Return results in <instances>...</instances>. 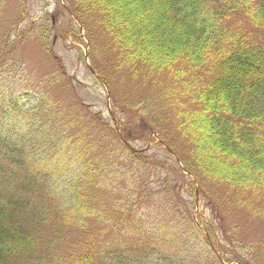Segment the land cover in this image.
<instances>
[{"label": "trees", "instance_id": "trees-1", "mask_svg": "<svg viewBox=\"0 0 264 264\" xmlns=\"http://www.w3.org/2000/svg\"><path fill=\"white\" fill-rule=\"evenodd\" d=\"M63 2L107 87L137 86L109 90L118 129L61 77L58 92H35L25 107L14 64L1 56L14 48L17 27L14 40L0 37V264H156L150 254L160 238L171 254L166 264H221L206 234L225 261L264 264V241L252 246L236 237L264 212V0ZM122 7L141 11V29ZM41 27L29 30L43 41ZM169 41L189 49L165 56ZM157 51L160 61L152 59ZM120 102L135 112L119 116ZM138 110L146 132L133 122ZM152 131L164 156L125 143ZM180 182L185 212L174 200ZM195 185L208 218L188 212Z\"/></svg>", "mask_w": 264, "mask_h": 264}, {"label": "rangeland", "instance_id": "rangeland-1", "mask_svg": "<svg viewBox=\"0 0 264 264\" xmlns=\"http://www.w3.org/2000/svg\"><path fill=\"white\" fill-rule=\"evenodd\" d=\"M125 1H127V3L129 1L132 7V4L135 1H138L137 3L141 1V4H143L147 0ZM57 2L58 0H0V31H2V33L5 34L9 30V28H11V23L14 25L18 23L16 20V16L19 10H21L23 14V20L18 24V27H20L19 32L17 33L18 37L21 35V32L26 31V29L32 26L30 24L31 21L34 20V22L42 23V26H46L48 21L51 23V17H53V15V26H55V29L58 31L56 32V34L54 33L55 35L50 34L48 35V37L44 38L43 41H40L38 35H31L27 30L28 32L22 34V42L16 45L15 48H13L3 56L5 58H8L10 63L14 64L13 71L14 73H17L18 78L22 76L25 81H30L29 83H25V85L28 86H46L49 76L48 71L56 69L59 77L63 76L62 78L70 83L74 90L73 93H75L76 98L82 105L85 104L89 109L93 111H99V113L102 114V121L104 119L106 123H111V118L109 117L107 112L109 104L111 108L110 93L108 92L109 95H107L106 88L102 84L101 80L97 79L93 74H91L87 67L88 61L90 60L86 56L87 47L85 43L87 39L81 37L82 32H80V34L78 33V36L76 37H73L72 35H64L66 33V30H69L70 27H73L76 30L78 29L76 28V23H69L71 21L75 22V20L67 11L61 9V11L59 10V14L55 13V7L59 6ZM121 9H123V11H126L128 16L131 17V19H133L134 21L135 18H138L137 29L139 30L142 28L145 20H143L144 17L142 16L143 14L141 13V11H136L135 13H133L130 8L127 9L122 7ZM8 34H10V32H8ZM166 34L167 35L164 37V41H168L169 38L172 37L173 32L168 31L166 32ZM160 41L161 40H159L158 42ZM43 46L49 47L52 54L46 52L45 49H43ZM164 47H168V54H166L165 56L173 54L175 50L178 49V46L177 48L173 47V44L170 43V41L169 43L165 44ZM188 49L189 47L187 46V49L182 48L178 50ZM161 55H164V53L161 51H157L152 56L154 57L152 59L160 61L159 56ZM4 57L0 56V63L4 60ZM50 57H56L57 61L54 62V60L50 59ZM161 59H163V57ZM136 86L137 84H130L128 82H122L120 80L115 83L113 87L108 86L107 89L108 91L112 90L115 93L124 94V90H130L131 87ZM51 89H53L55 92H58V88L55 83L51 84L50 90ZM138 89H140L139 92H141L138 93V97L134 95L130 96L132 104L134 103L136 98L141 97L143 89L140 87ZM50 90L48 91L50 92ZM172 104L174 105V103ZM118 107L124 111H117V114L122 117H124L125 115L131 116V114L135 112V109L133 107L127 110L125 102H120V105ZM136 114L137 118L133 122L138 127V130H147V128H144L141 125L143 119L142 110H138ZM143 134L134 135L136 139L129 141V144L136 150V152L144 153L146 155L150 153H157L160 154V156H164V151L157 145L156 137H154L152 134H148L145 137V135ZM129 177L132 176L128 174L124 177V179L127 180L129 179ZM139 179L140 176H135L133 177V182L138 183L140 181ZM176 194H178L177 197ZM176 194H174V200L179 203L180 208L183 210L184 207L180 202L189 201V199L186 196L184 190L182 192V188L181 190L180 188H178ZM156 200L157 202H162L159 196H157ZM194 203H196L194 215L200 214V212L202 211L201 202H199L198 200L197 202L194 201ZM190 207L191 206L189 205L188 209ZM205 214H207V212ZM263 235L264 216L251 217V220L248 221V223L242 228L240 227V229L236 233V237L240 242H242L243 244L251 243L252 246H254ZM157 236L161 237V232H159ZM160 241L161 238L155 242L156 245H158ZM224 242L226 243V241ZM157 250V252L152 253L153 256L150 257V261H154L156 264H166L163 261V257L165 256V251H163L164 249L158 247ZM157 256L161 261L156 259Z\"/></svg>", "mask_w": 264, "mask_h": 264}]
</instances>
